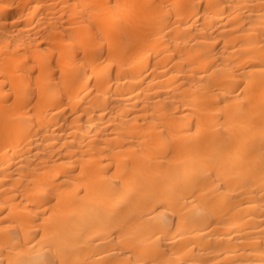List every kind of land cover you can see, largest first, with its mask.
Here are the masks:
<instances>
[{
    "label": "bare ground",
    "instance_id": "6f19581e",
    "mask_svg": "<svg viewBox=\"0 0 264 264\" xmlns=\"http://www.w3.org/2000/svg\"><path fill=\"white\" fill-rule=\"evenodd\" d=\"M0 264H264V0H0Z\"/></svg>",
    "mask_w": 264,
    "mask_h": 264
},
{
    "label": "rangeland",
    "instance_id": "374dc122",
    "mask_svg": "<svg viewBox=\"0 0 264 264\" xmlns=\"http://www.w3.org/2000/svg\"><path fill=\"white\" fill-rule=\"evenodd\" d=\"M229 115L232 119V123H233V126L232 128L234 129V133H233V144L234 146L236 147L237 145H240V141H241V132H242V121H241V113L240 111L238 110L237 107H235V110H231L229 111ZM241 186L239 185L238 188H240Z\"/></svg>",
    "mask_w": 264,
    "mask_h": 264
}]
</instances>
